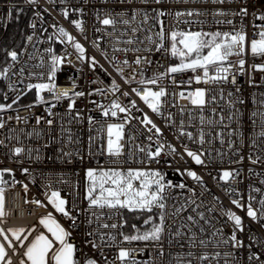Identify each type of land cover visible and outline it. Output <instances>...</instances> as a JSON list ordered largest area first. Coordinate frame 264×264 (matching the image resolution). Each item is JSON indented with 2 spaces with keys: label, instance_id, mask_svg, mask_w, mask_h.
Listing matches in <instances>:
<instances>
[{
  "label": "built area",
  "instance_id": "built-area-1",
  "mask_svg": "<svg viewBox=\"0 0 264 264\" xmlns=\"http://www.w3.org/2000/svg\"><path fill=\"white\" fill-rule=\"evenodd\" d=\"M13 5L24 9L29 14L24 28V39L18 50V59L17 61L10 60L5 67L11 66L7 78H4L0 101V104H12L16 96L20 95L19 101L13 104L11 109L0 112V117L4 122V127L0 128V141L3 142L0 143V169L12 170L11 174L5 173L3 177L9 183L4 193L6 215L0 218L3 221L0 223V228L6 232L11 228H34L35 230L24 241V247H21L11 233L7 232L9 239L16 246V252L13 253V250L5 243L12 264H20V258L23 257L27 245L39 231L44 229L38 217L49 212H54L66 230L71 232L69 239L76 246L75 257L80 264H85L87 259H94L97 264H106V260L114 264H122L116 259L121 248L132 250L130 259L135 258L140 262L151 261V264H175L177 254H183L189 250L197 255L202 251H220L221 253L231 251L235 255V260L230 258V264H249L248 245H251V251L264 253V227H261L264 221H253L247 216L249 195L255 197L252 205L257 209L259 208L258 201L264 195V183H261L264 181V137L259 135L261 131H264V118L260 115L264 113V71H254L251 67L252 64L264 63V58L253 57L248 51L244 57L246 61L244 73L236 76L235 85L231 83V77L228 83H205L203 81L196 83L192 78L195 75H202L201 70H197L196 73L187 70L168 74L157 85H141L138 83L139 80H147L157 73H165L167 68L173 65L170 54L163 49L159 52L155 51L154 46L147 44L145 40L148 35H153L155 39L154 33L159 31V24L153 19L142 24V15H137L136 20L130 25L118 22L115 26H104L97 18L98 15L100 19H103L106 14H111L118 21L130 19L133 11L137 9L141 12H148L152 17L155 16L153 10H163L166 13H172V15L161 17L166 31L179 29L233 32L239 31L243 26L246 40L250 42L253 38H257L254 36L257 29L253 28V24L264 23V21L254 19L253 16V13L256 15L264 13V0H225L222 4L212 3L211 0H188V2L162 0L160 4H156L154 0H149L146 4L141 3L140 0H131V2L126 0L123 3L120 0H51V2L50 0H38L35 5L26 4L24 0H0V42L11 27L12 19H8L7 12ZM245 7L248 9L247 16L233 15ZM76 9H82V12L75 11ZM65 10L68 11L67 18L62 14ZM187 10H197L203 15L182 16L179 20L174 15L176 12ZM217 11H223L227 15H214ZM37 12L40 13L39 16L35 15ZM117 13H125V15L119 17L116 16ZM73 20L82 21L83 33L71 23ZM228 20H231L232 24L227 23ZM31 23L36 24L35 29L30 27ZM52 25L64 27L84 46L86 51L83 62L77 59L78 54L71 44L66 41L61 43L57 39L56 29ZM137 26L142 30L137 32L136 36L139 40H145L144 45L130 46L116 42L117 39L126 40L132 35L131 28ZM121 33H126V35L121 36ZM29 35L33 36L31 42L27 40ZM49 37L52 39L49 40ZM93 41L98 43L99 48L93 46ZM165 46H168L167 42ZM114 47H150L153 50L123 53L113 52ZM48 48H52L57 55L67 57L57 73V86L70 88L74 82L76 91L85 92V96L76 99L75 108L71 113L68 110L69 101L67 99L56 103L50 93L44 92L42 95L45 100L56 103V106L52 108L53 115L49 116L45 109L51 104L37 103L36 90L26 88L28 83L47 82L37 79V75L47 73L50 56L45 49ZM138 55L148 57L151 63L135 65L133 61ZM29 57L32 58L29 59ZM91 57L98 61L95 67L91 66L89 59ZM113 57L116 59L113 60ZM41 59L45 61L43 68L37 67ZM124 59L129 61L128 65L121 63ZM230 59L235 62L237 57L233 56ZM21 68L24 69L23 76L20 75ZM117 68L123 69V75L117 72ZM235 70L234 67L233 71ZM29 74H33L31 78ZM213 74L210 69V75ZM190 79H192L191 84L188 83ZM113 80L119 85V91L115 93L110 90ZM10 84L13 85L14 90L9 88ZM144 87H149L153 91H158L161 87L165 89L167 95L162 98L160 114L152 112L143 100L132 92L133 88L142 90ZM197 88L205 90L206 103L202 109L200 106L191 104V96L181 98L178 95L175 97L172 95L180 92L187 95ZM237 88L240 91H237ZM96 89L104 91L95 94ZM90 92L94 94L89 95ZM124 92L129 95L124 96ZM230 92L231 96H229ZM113 100L130 108V102L135 101L136 106L131 108L129 113H118L117 117L102 116L97 104L107 106ZM240 100L243 103H239ZM93 101L96 103H92ZM29 105L32 107H28ZM181 107L184 108L183 112L180 110ZM77 111L81 114L79 120L74 118ZM145 115L160 128V135H156L154 130L153 132L148 131L151 125L141 123ZM201 115L205 118L203 125L200 123ZM17 116L20 117L19 120ZM89 116H92L96 123L89 125L87 119ZM221 116L224 118L223 123L220 122ZM37 117H42L39 124L36 122ZM125 117H127L126 122ZM49 119L53 121L51 125L47 123ZM209 119L213 121L211 125L207 123ZM121 122H125L123 139L120 141L123 145L122 154L119 158L110 157L107 155V124ZM181 122H183V131L191 132L193 140L180 134ZM201 128L205 132L203 145L198 142V133ZM217 133H223V143ZM149 135L153 136L152 141L148 140ZM156 140L166 145L171 144L175 147L176 153L167 154L168 150L165 147L161 156L157 158L159 163L155 160L148 161L145 153L139 151V147L147 148L151 145V150L155 151ZM184 146L198 154L203 153L201 158L205 163L196 164L184 151ZM16 147H21L24 151L15 155L13 150ZM258 157L259 162L253 164L251 160ZM114 159L120 162L111 163L110 161ZM101 167L123 170L129 168L159 170L164 174L165 182L185 185L183 189L172 187L167 190L168 198L165 202L169 218L166 220V227L170 225L171 230L163 234L160 245L152 241H123L126 209L116 212V210L88 208V201L85 199L88 184L86 170ZM25 168L28 169L27 173L23 172ZM188 171L195 172L201 177V181L188 176ZM224 171L236 174L225 181L220 179ZM13 181L16 183L13 184ZM25 184L28 186L27 192L23 188ZM256 188L261 189V192H255ZM230 189L234 191L230 192ZM51 190L61 192L62 197L68 201L69 209H73L75 205L71 212L76 219L75 227L72 226V220L55 212L48 203L45 193H50ZM191 199H194L196 204L187 205L186 201ZM233 199L240 200L245 207L237 208L231 203ZM34 200H39L44 206H38L32 202ZM181 204H186L185 211L179 216L172 217L171 213L175 207H180ZM196 205H200L197 211L204 212L211 221L207 224L200 220L198 224L192 226L191 231L196 233L198 239L215 241L218 238L212 237L211 233L214 229L221 227H223L225 237L231 234V222L225 224L227 217L221 215V206H223L241 216L244 231H238L237 237L244 242L245 247L236 250L230 245L215 248L210 244L207 249L190 248L187 240L190 233L186 228H181L185 234L183 238L174 239V233L181 222L188 223L186 219L188 215H193L199 220L196 213L192 211ZM209 207H214L215 211L209 213L207 211ZM93 211L102 213V218L100 221H95L93 218V223L89 225L87 221ZM153 212L157 214L159 209L154 208ZM102 223H117L118 225L123 223V227L104 229L99 227ZM200 227L205 229L203 233L199 231ZM89 232H94L95 235H87ZM102 233L115 236V241L106 239L105 242H101L99 235ZM170 240L171 243H169ZM0 241L3 242L2 237ZM88 241H95L100 246L93 248ZM161 246L164 250L163 256L160 255ZM124 264H128V261ZM193 264L197 262L193 261ZM213 264L216 262L213 261ZM220 264H223V259L220 260Z\"/></svg>",
  "mask_w": 264,
  "mask_h": 264
},
{
  "label": "snow or ice",
  "instance_id": "snow-or-ice-1",
  "mask_svg": "<svg viewBox=\"0 0 264 264\" xmlns=\"http://www.w3.org/2000/svg\"><path fill=\"white\" fill-rule=\"evenodd\" d=\"M38 0H24V3L29 5L37 4ZM51 2V0H50ZM121 3L126 2V0H120ZM127 2H131V0H127ZM141 3H148L149 0H140ZM156 4H160L162 0H154ZM184 2H188V0H184ZM212 3H224L225 0H211ZM17 12L16 18L19 19V14L23 12L22 8L17 9L15 5L9 8L7 12L8 19H12L13 11ZM75 11L82 12V9H76ZM155 12V16L150 17L148 12H141V10L137 9L133 11V14L130 19H121L117 20L116 17L111 14H106L103 19H100L99 15L97 18L100 20V23L104 26H115L118 22L123 23L124 25H130L132 21H135L137 15H142L143 20L142 24L146 23L149 19L155 20L159 24V31L154 33L155 39L153 35H148L145 37L147 44L153 45L155 51L159 52L162 49L170 54L172 57L179 58V64L169 66L165 73H157L150 79H141L138 81L141 85H157L158 82L163 79L168 74H175L179 72H184L187 70H191L193 73H196L197 70L202 71V75H195L192 79L195 80L196 83H200L201 81L205 83H228L229 77H231V83L233 85L236 84V76L238 74L242 75L244 73V65H245V56L248 51H250L253 57L264 58V23L261 24H253V28L257 29L255 31L254 36L257 38H253L250 42L246 40V34L244 32L243 26L239 31L233 32H204V31H184L179 29H171L166 31L164 28V21L161 17L165 15H172V13H166L163 10H153ZM63 16L65 18L68 17V11H63ZM36 16H39L40 13H35ZM125 13H117L116 16L123 17ZM175 17L179 20L182 16L192 17L194 15H203V13L197 10H187L184 12H176ZM214 15L218 16H226L227 13L223 11H217ZM233 15H241L247 16L248 9L241 8L239 13H233ZM254 19L264 21V13H260L256 15L253 13ZM220 23V21H217ZM229 24H232L231 20L226 21ZM77 30L81 33L84 32V28L82 26V21L73 20L71 22ZM30 27L35 29L36 24L31 23ZM53 28L56 29L57 39L60 40L61 43L71 44V46L75 49L77 55V59L81 62L85 60V51L84 46L79 43L74 36H72L64 27L52 25ZM142 29L137 27L131 28V33L126 40L117 39V43H122L126 45H136V44H145V40H139L136 36V33L141 31ZM99 31V29H97ZM126 35V33H121V36ZM49 40L52 37L48 38ZM27 40L31 42L33 40V36L29 35ZM166 42L168 46L166 47ZM93 46L99 48V45L96 41H93ZM153 48L150 47H121V48H113V52H151ZM45 51L50 56V62L47 64V73L46 75L40 74L37 75V79L46 80L47 82H39V83H28L26 88L28 90L35 89L36 90V102L42 104H51L50 107L46 108L45 111L49 116L53 115L52 108L56 106V103H59L61 100L67 99L68 110L69 113L75 108L76 99L79 97L85 96V92L76 91V85L73 82L70 88H60L56 84L57 73L61 70V66L64 63L67 57H63L54 53L52 48L45 49ZM104 54V53H102ZM7 55L11 58L12 61H17L18 53L17 51H9ZM106 56V54H105ZM237 57L236 61L233 62L230 57ZM32 57H29L31 59ZM91 62V66L95 67L98 64V61L94 57L89 58ZM116 57H113L115 60ZM71 63V61H69ZM123 65H128L129 61L124 59L121 62ZM135 65L141 64H150L151 60L146 56H137L133 61ZM45 66L44 59H41L39 65L37 67L43 68ZM235 67V71L233 68ZM252 69L264 71V63L262 64H252ZM11 66L8 68H4L0 70V78H7V74L10 71ZM210 69L213 71V75H210ZM117 72L123 75V69L117 68ZM24 69H20V75L23 76ZM29 74V78H31ZM192 79L188 81L189 84L192 83ZM128 82L127 80L125 81ZM175 83V81H173ZM10 89H13V85H9ZM113 93L119 91V85L115 80L112 81L111 89ZM104 90L96 89L95 94H100ZM237 91H240L237 88ZM48 92L52 95L54 101L56 103H51L44 99L42 93ZM132 92L140 97L141 100L152 110V112L160 114L161 112V104L162 98L167 95L165 89L163 87L159 88L158 91H153L149 87H144L141 89L133 88ZM92 95L94 93H88ZM222 94V93H221ZM124 96H128L129 93L124 92ZM174 97L179 96L181 98H187V96H191V104L200 106L201 109L205 105L206 101L205 90L201 88H197L194 92H190L187 95L184 92H180L179 94L173 93ZM232 93H229L231 96ZM5 99L7 96L5 95ZM20 99V95L18 94L16 98L12 101V104H0V112L6 111L12 108L13 104H16ZM215 99V97H213ZM239 103H243L242 100L238 101ZM92 103H96L93 101ZM131 108H135V101H131ZM28 107H32L29 105ZM97 107L101 109V114L104 117H117L118 113H129L131 111L130 107L122 106L117 100H113L109 105L105 106L102 104H97ZM181 112L184 111V108L181 107ZM213 111H215L213 109ZM256 115V113H253ZM261 117L264 118V113H260ZM75 119H81L80 112H76ZM20 117L17 116V120ZM42 117H37V124L40 123ZM89 125L96 123L92 116L88 118ZM223 116L220 118V122L223 123ZM231 119V117H229ZM127 117H125V122ZM125 122L121 123H108L107 124V155L110 157L119 158L122 154L123 145L120 141L123 139ZM47 123L51 125L53 121L51 119L47 120ZM141 123L145 125H151L148 129L149 132H153L156 135L161 134L160 128L147 116L145 115L141 121ZM200 123L203 125L205 123V118L203 115L200 117ZM209 125L213 123L211 119L207 121ZM4 127V122L2 117H0V128ZM181 135H186L189 140H193V134L191 132L183 131V122H181ZM31 135V133H29ZM38 135V133H37ZM232 135V133H229ZM261 137H264V131L259 133ZM199 140L198 142L203 145L205 143V132L203 128L198 133ZM217 136L220 138L221 143H223V133H217ZM90 137V141H91ZM148 140L152 141L153 136L149 135ZM0 143H3L0 141ZM231 144V141L229 142ZM156 149L155 151L151 150V145L147 148L139 147V151L145 153L148 161L155 160L159 163L158 157L161 156L162 151L167 147V154L173 155L176 153L175 147L171 144L161 143L159 140H156ZM24 151L21 147H16L13 150L15 155H19ZM184 151L187 153L192 160L200 165L204 164L205 161L201 158L203 153H197L189 150L187 146H184ZM70 155V154H65ZM111 163H119L118 159H114L110 161ZM251 162L253 164L259 162V157L257 159H252ZM251 172V169L249 170ZM11 169H0V218L6 215L4 211V203L5 196L4 193L6 191V187L8 185V181L3 179L4 174H11ZM24 173L28 172V169H23ZM236 173L230 171H224L220 179L227 181L229 178L233 177ZM188 176H191L196 181H201V177L198 176L193 171L187 172ZM86 178H87V188L85 199L88 201L89 209H109L116 210L119 212L121 209H127L130 212H148L152 213L153 209H159L157 213V217L149 215L146 219L143 220V224L146 226H150L146 228V230L141 231L137 228L136 225H132L133 229H135V234L133 235H123V241H152L157 245H160V242L163 239V234L166 231L171 230V226L166 227V220L169 218L168 213L166 212V200L167 190L172 187H179L181 189L185 188L184 184L173 185L170 181L165 182L164 174L159 170L154 169H132L129 168L127 170H123L120 168H88L86 170ZM16 183L13 181V184ZM264 183V181H261ZM50 187V186H49ZM24 191L27 192L28 186L23 185ZM191 191V190H189ZM234 191L232 189L229 190ZM255 192H261V189H254ZM46 199L48 203L52 206L55 212L62 214L64 217L72 220V226H76V219L72 216L71 212L75 208L73 205V209H69L67 207L68 201L62 197L61 192L59 190H51L50 193H45ZM217 199L218 198H214ZM255 199L252 195L248 197L247 203V216L251 218L253 221H264V195L258 201L259 208H254L252 205V201ZM36 203L38 206H44L39 200L32 201ZM233 205L237 208L243 209L245 207L244 204L240 202V200L233 199L231 201ZM187 205L196 204L194 199L186 201ZM186 204H181L180 207H175L174 211L171 213L172 217L179 216L181 212L185 211ZM200 205H196L195 208L192 209L193 212L196 213V216L199 217V220L196 219L193 215H188L186 217L188 223L181 222L180 226L176 229L173 238L181 239L185 236V234L181 231V228H186L189 230V235L187 236L188 244L190 248L199 247L201 249H207L210 244H212L215 248H220L221 246H231V248L239 250L245 247L244 242L241 239H238L237 232H243L244 226L242 222L241 216L237 215L236 212L225 209L221 206V215L227 217L225 224L231 222V234L225 237L223 227L216 228L211 233L212 237H217L215 241L211 239H202L197 237L194 231H191L192 226L199 223L200 220H203L205 223L210 224L211 221L205 216L204 212H199L197 209ZM209 213L215 211L214 207H209L207 210ZM93 218L95 221H100L102 218V213H97L93 211L91 213V217L88 219V224L93 223ZM111 219V216H109ZM0 223H3L0 220ZM39 223L43 225V227L47 230L48 233L51 234V238L45 235L44 233H40L35 236V238L29 243L24 250L23 259H21L20 264H80V262L75 258V253L77 251L76 246L70 242L71 232L66 230L54 217L51 212L48 213L47 216L42 217L39 220ZM123 223H126L124 221ZM123 223H102L99 227L104 229H117L118 227H123ZM261 227H264V223H261ZM35 229H24V228H15L9 229L7 232H10L12 237L15 238L17 242H19L21 247H24V241L28 239V236L31 235V232ZM199 231L203 233L205 229L200 227ZM7 232L0 228V237L3 238V242H0V264H12V260L8 257V252L5 248V243H7L8 247L13 250V253L16 252V246L13 244L12 240L9 239ZM87 235L92 236L95 235L94 232H89ZM99 239L101 242L107 241H115L116 237L111 234H100ZM250 239H252L250 237ZM88 243L92 244L93 248H97L100 245L96 244L95 241H88ZM171 243V240L169 241ZM183 247V245H181ZM249 253L247 256V260L249 264H264V253L262 252H253L251 251V245H248ZM132 250H127L121 248L116 259L120 260L122 264L125 261H128V264H151V261L140 262L135 258L130 259ZM160 255H164L163 247H160ZM230 258L235 260V255L231 251L223 252L220 251H202L198 255L189 250L183 254H177L175 257V264H193V261H196L197 264H213V261L216 264H220V260L223 259V264H230ZM106 259V258H105ZM85 264H97V261L94 259H87ZM106 264H114V262H109L106 260Z\"/></svg>",
  "mask_w": 264,
  "mask_h": 264
},
{
  "label": "trees",
  "instance_id": "trees-1",
  "mask_svg": "<svg viewBox=\"0 0 264 264\" xmlns=\"http://www.w3.org/2000/svg\"><path fill=\"white\" fill-rule=\"evenodd\" d=\"M28 14L29 13L23 9V12L19 14V19H17V12L15 10L13 11L11 27L0 42V70H3L7 63L11 60V58L7 55V52L15 50L18 53V50L24 39V28L26 26ZM171 61L173 64H179L180 62L178 57L172 56ZM3 82L4 78H0V101L3 92ZM149 215H152L158 219L157 214L154 212H130L126 209L124 212V221H126V223H124L125 235L135 234V229H133L132 225H136L141 231H144L146 228L150 227L143 224V220Z\"/></svg>",
  "mask_w": 264,
  "mask_h": 264
},
{
  "label": "rangeland",
  "instance_id": "rangeland-1",
  "mask_svg": "<svg viewBox=\"0 0 264 264\" xmlns=\"http://www.w3.org/2000/svg\"><path fill=\"white\" fill-rule=\"evenodd\" d=\"M173 65H177V64H173ZM172 65V66H173ZM52 214H53V217L64 227V225L59 221V219L57 218V216H56V214L54 213V212H51ZM48 214H42V215H40L39 217H38V221L42 218V217H45V216H47ZM65 228V227H64ZM11 229H15V228H11ZM66 229V228H65ZM40 233H44L45 235H47V236H49V238H51V234L50 233H48L47 232V230L44 228L43 230H41V231H39L38 233H37V235L38 234H40ZM35 238V237H34ZM33 238V239H34ZM1 242V241H0ZM24 257H22V258H20V261H21V259H23ZM76 258V257H75ZM50 264H51V262H50Z\"/></svg>",
  "mask_w": 264,
  "mask_h": 264
}]
</instances>
